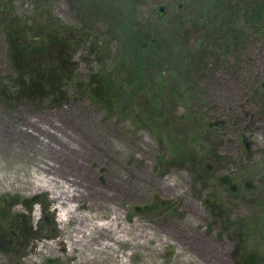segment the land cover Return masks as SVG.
Masks as SVG:
<instances>
[{
  "label": "rangeland",
  "instance_id": "obj_1",
  "mask_svg": "<svg viewBox=\"0 0 264 264\" xmlns=\"http://www.w3.org/2000/svg\"><path fill=\"white\" fill-rule=\"evenodd\" d=\"M94 1L0 0V264L73 263L62 240L56 255L36 252L61 234L46 188L81 191L75 212L116 208L201 264H264V0H137L155 41L124 67L123 0L104 12ZM10 12L30 20L27 40L59 19V62L73 66L60 86L43 91L29 74L42 66L21 75L10 62ZM95 73L114 98L94 94ZM33 196L49 202L56 234L41 204L16 201Z\"/></svg>",
  "mask_w": 264,
  "mask_h": 264
},
{
  "label": "bare ground",
  "instance_id": "obj_2",
  "mask_svg": "<svg viewBox=\"0 0 264 264\" xmlns=\"http://www.w3.org/2000/svg\"><path fill=\"white\" fill-rule=\"evenodd\" d=\"M40 168L51 169L52 165L46 163ZM167 183L173 184L170 181ZM46 189L51 191L50 197L55 200L53 208L59 210L56 221L61 234L43 241L36 248V252L42 256L56 255L57 245L62 240L68 246L65 257H74L72 264H201L168 234L135 220L125 223L116 208L107 207L110 212L107 213L88 205L85 210L75 212L71 202L82 196L79 190ZM170 245L174 246L172 258L169 261L161 260L160 257ZM135 255L140 256V262L132 261ZM32 262H36V259L28 257L27 263Z\"/></svg>",
  "mask_w": 264,
  "mask_h": 264
},
{
  "label": "trees",
  "instance_id": "obj_3",
  "mask_svg": "<svg viewBox=\"0 0 264 264\" xmlns=\"http://www.w3.org/2000/svg\"><path fill=\"white\" fill-rule=\"evenodd\" d=\"M80 1V0H79ZM97 2H92L88 5L90 8H97L98 11L104 12V7H107L105 0H96ZM137 0H123L121 1V6L119 14V21L117 24L118 33L119 29H124L123 37L119 41L121 46H128L129 49L122 51L124 56L120 63L121 67H124L126 63H131L133 60H141V52L144 51L150 43L155 41V36L151 33H141L142 29L145 28V21L141 22L137 19L135 21V4ZM87 4V3H86ZM9 16V25L12 27L11 30L7 33L8 40V52L9 59L13 66L20 69L21 75L26 71L33 68L34 66H42L36 74L29 72L33 82L38 80L41 89L47 91L53 86H60L62 79L71 75L73 66L61 65L59 62V54L57 52H62L61 47L67 43V35L63 31V25L60 26L61 22L59 19L51 16L53 21L48 19L40 20V26L38 27L41 30V34L37 36H32L30 40H27L24 34L26 29H31V22L28 18H23L17 16V14L7 13ZM11 14V17H10ZM56 19V20H55ZM54 20L57 22L59 27H54ZM128 23L125 25V23ZM27 27V28H26ZM120 30V31H122ZM121 36V35H119ZM124 36H128L125 38ZM44 64H41L43 62ZM34 64V65H32ZM32 66V67H30ZM34 75V76H32ZM94 77H99L100 79H92L91 85L93 86V92L95 95L102 98V101H109L111 98H114L111 94V89L109 88V83L104 79V77L98 76V73L94 74ZM30 78V79H31ZM45 93V92H44ZM157 98L150 97L146 100V104L143 105V110L148 115L150 120H153L155 116L156 109L159 107ZM159 103V102H158ZM17 202H20L28 209L31 208L32 204L39 203L43 207V218L45 222L51 225V232L54 234L57 233V228L54 222V216L52 212H49V202L44 204L39 196H33L29 199H16Z\"/></svg>",
  "mask_w": 264,
  "mask_h": 264
}]
</instances>
